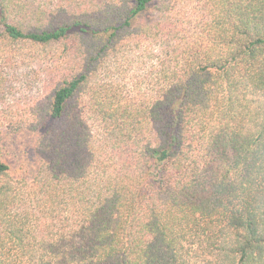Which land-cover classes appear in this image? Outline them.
<instances>
[{"label": "trees", "instance_id": "obj_1", "mask_svg": "<svg viewBox=\"0 0 264 264\" xmlns=\"http://www.w3.org/2000/svg\"><path fill=\"white\" fill-rule=\"evenodd\" d=\"M32 64L0 264H264V0H0V91Z\"/></svg>", "mask_w": 264, "mask_h": 264}, {"label": "rangeland", "instance_id": "obj_2", "mask_svg": "<svg viewBox=\"0 0 264 264\" xmlns=\"http://www.w3.org/2000/svg\"><path fill=\"white\" fill-rule=\"evenodd\" d=\"M43 69L40 64L17 68L0 91V134L4 158L13 176L29 179L39 163L36 133L26 128L13 130L8 122L28 114L35 101L45 95L51 80L46 79Z\"/></svg>", "mask_w": 264, "mask_h": 264}]
</instances>
